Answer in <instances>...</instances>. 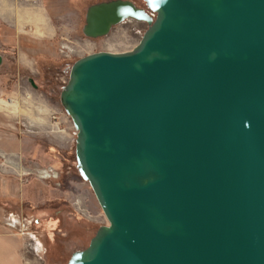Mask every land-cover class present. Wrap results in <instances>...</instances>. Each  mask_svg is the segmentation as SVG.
I'll return each instance as SVG.
<instances>
[{"label": "water", "instance_id": "95a60500", "mask_svg": "<svg viewBox=\"0 0 264 264\" xmlns=\"http://www.w3.org/2000/svg\"><path fill=\"white\" fill-rule=\"evenodd\" d=\"M144 2L88 7L89 39L148 29L60 95L109 223L66 264H264V0Z\"/></svg>", "mask_w": 264, "mask_h": 264}, {"label": "rangeland", "instance_id": "374dc122", "mask_svg": "<svg viewBox=\"0 0 264 264\" xmlns=\"http://www.w3.org/2000/svg\"><path fill=\"white\" fill-rule=\"evenodd\" d=\"M42 1L57 36L51 41L20 38L35 60L31 68L17 71L13 58L14 67L0 66L5 90L0 101L9 103L0 104V233L22 238L26 264H66L109 223L78 173L77 132L61 105V92L78 59L100 51H132L148 25L128 20L108 37L92 40L82 31L87 9L109 0ZM131 1L146 8L144 0ZM4 39L0 32V55L15 57L17 39ZM49 170L57 178H40V171Z\"/></svg>", "mask_w": 264, "mask_h": 264}, {"label": "crops", "instance_id": "0c3cea01", "mask_svg": "<svg viewBox=\"0 0 264 264\" xmlns=\"http://www.w3.org/2000/svg\"><path fill=\"white\" fill-rule=\"evenodd\" d=\"M0 28L1 37H5V42L11 37L17 39L12 48L16 56L11 57L10 53L1 54L0 66L14 67L11 63L13 58L17 62V71L31 68L35 61L20 44V38L51 41L58 34L53 17L48 13L42 0H0ZM3 74L5 75L4 71ZM2 85L4 84L0 83V95H5ZM0 264H26L24 242L20 236L0 233Z\"/></svg>", "mask_w": 264, "mask_h": 264}, {"label": "built area", "instance_id": "2783aa9c", "mask_svg": "<svg viewBox=\"0 0 264 264\" xmlns=\"http://www.w3.org/2000/svg\"><path fill=\"white\" fill-rule=\"evenodd\" d=\"M39 176L40 178H57L58 174L57 173H54L52 170H49V171H40L39 173Z\"/></svg>", "mask_w": 264, "mask_h": 264}, {"label": "bare ground", "instance_id": "6f19581e", "mask_svg": "<svg viewBox=\"0 0 264 264\" xmlns=\"http://www.w3.org/2000/svg\"><path fill=\"white\" fill-rule=\"evenodd\" d=\"M114 30V29H113ZM0 104H9V103H5L4 101H0Z\"/></svg>", "mask_w": 264, "mask_h": 264}, {"label": "flooded vegetation", "instance_id": "af4514ba", "mask_svg": "<svg viewBox=\"0 0 264 264\" xmlns=\"http://www.w3.org/2000/svg\"><path fill=\"white\" fill-rule=\"evenodd\" d=\"M33 86V85H32ZM34 87V86H33Z\"/></svg>", "mask_w": 264, "mask_h": 264}]
</instances>
